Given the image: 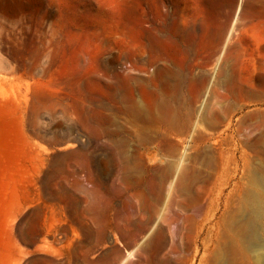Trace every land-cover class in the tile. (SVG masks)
<instances>
[{
	"label": "rangeland",
	"instance_id": "1",
	"mask_svg": "<svg viewBox=\"0 0 264 264\" xmlns=\"http://www.w3.org/2000/svg\"><path fill=\"white\" fill-rule=\"evenodd\" d=\"M261 211L264 0H0V264H264Z\"/></svg>",
	"mask_w": 264,
	"mask_h": 264
},
{
	"label": "bare ground",
	"instance_id": "2",
	"mask_svg": "<svg viewBox=\"0 0 264 264\" xmlns=\"http://www.w3.org/2000/svg\"><path fill=\"white\" fill-rule=\"evenodd\" d=\"M240 1L241 0H238L239 3H240ZM259 217L264 218V211L260 212ZM253 232H251V234L248 235L249 236V243H250L251 247H253L252 249H255L254 252L256 255L255 254L254 255L257 256V258H259V256H260V254L258 253V251L260 250L259 248H263L264 246L261 247V245H259V243H258L259 240L257 239V237L255 236V234ZM262 255L264 257V254H262Z\"/></svg>",
	"mask_w": 264,
	"mask_h": 264
},
{
	"label": "built area",
	"instance_id": "3",
	"mask_svg": "<svg viewBox=\"0 0 264 264\" xmlns=\"http://www.w3.org/2000/svg\"><path fill=\"white\" fill-rule=\"evenodd\" d=\"M122 68H123V69H127V68H129V64H127V65H122Z\"/></svg>",
	"mask_w": 264,
	"mask_h": 264
}]
</instances>
